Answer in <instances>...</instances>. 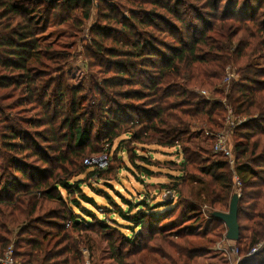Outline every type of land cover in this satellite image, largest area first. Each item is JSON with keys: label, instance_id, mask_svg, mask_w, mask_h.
<instances>
[{"label": "trees", "instance_id": "obj_1", "mask_svg": "<svg viewBox=\"0 0 264 264\" xmlns=\"http://www.w3.org/2000/svg\"><path fill=\"white\" fill-rule=\"evenodd\" d=\"M223 1L97 0L95 6L93 0H0V148L5 162L0 167V259L13 247L18 264H83L72 234L100 231L118 236L119 242H113L101 235L117 264H147L137 257L151 251L150 242L160 246L155 252L168 264H198L208 249H199L195 234L183 226L197 205L170 220L178 204L174 199L155 204L146 193L141 201L121 197L124 210L106 191L92 190L107 202L100 206L83 186L93 189L89 180L107 182L108 176L100 169L87 172L83 162L98 152L99 143L112 147L126 135L120 150L129 153L128 143L177 148L194 123L220 129L218 121L226 115L222 103L201 98L195 89L223 96L221 82L233 66L240 81L228 101L237 116L247 119L235 131L232 147L242 184L238 264H264V246L250 255L264 243V69L255 64L264 57V0ZM94 6L103 24L94 29L93 57L103 56L97 66L104 74L115 73L90 89L71 88L63 81L69 56L55 54L54 45L42 44L41 37L56 26L54 20L80 32ZM18 91L31 106L23 109L32 112L31 118L6 115L9 109L2 104ZM18 123L42 129L24 130ZM179 152L184 171L193 166L207 178L195 181L205 188L196 197L207 195L214 212L229 211L235 188L228 162L203 160L186 147ZM139 160L145 165L129 158L141 175L151 176L149 158ZM180 180L164 185V194L182 196L190 181ZM93 210L107 217L114 213L126 225H111V218L99 219ZM214 212L215 227L226 228ZM215 236L222 239L223 234Z\"/></svg>", "mask_w": 264, "mask_h": 264}, {"label": "rangeland", "instance_id": "obj_2", "mask_svg": "<svg viewBox=\"0 0 264 264\" xmlns=\"http://www.w3.org/2000/svg\"><path fill=\"white\" fill-rule=\"evenodd\" d=\"M42 1L49 2L57 0ZM93 1L94 5L97 6V0ZM225 2L226 0L223 1L224 4ZM194 5H197V3H194ZM95 6L92 10L91 18L85 22V25L80 30V32L68 31L66 27L58 24L59 21L54 20L53 22L56 24V26L49 28V30L41 37L42 44L54 45V49H57L54 52L55 54L57 53L65 57L69 56L67 63H65V65L63 64V81L65 85L71 88H77L82 85L86 89H90L93 84H101L105 77L111 76L113 75V73H115V70L111 69V71L109 72L110 74H104V70H100L101 68L97 66V63L102 60L103 56H98L97 58L93 57L95 55L92 53V47L94 44L93 38L96 37L94 35V29L97 25L103 24L99 19L100 15L98 13V9H96ZM124 16L128 18L129 13L126 12ZM97 41L99 42V40ZM109 44L112 43L108 42V45ZM255 64L258 68L264 69V57L258 58ZM239 81L240 76L237 74L236 69L233 66H228L225 72V77L223 78L220 86V89L223 92V96H217L214 93H210L204 89H195V93H198L201 98H204L208 101H218L222 103L226 111V115L224 118H221L218 121V124L221 126L220 129H215V131H213L210 125H208L207 123H194L191 127V134L183 138V141L185 142L182 143V145L180 144L177 148L175 147L173 149L162 148L154 144L131 145L128 143L127 149L129 150V153L126 152L127 150H125L124 152L120 150V142L122 140L128 139L129 136L127 135L122 136L121 138L114 141L112 147H110L105 142L99 143L97 152L99 154L96 153L88 158L108 155L110 159L109 166L106 169L100 170L106 171L105 175L108 176L109 181H97L96 179L89 180L88 184H91V187L93 189H91L87 185H84L83 190L85 191V193L89 197L94 198L98 205L107 206V202L103 198L98 197L95 192L92 191L102 189L103 191L109 193V195L114 199L116 208L118 206H121L124 210H126L127 208L124 205L121 197H123V199L131 201H141L142 199H144L142 198V194L146 193L149 198L155 202V204L160 202L163 203V201L166 200V195L164 194L166 190L163 186L167 185L169 187H172L175 181H181L180 178L184 176V178H188L190 182H188L187 186L182 188V196L171 195V197L167 199L168 203L173 199L178 202V204L175 205L176 207L174 208L173 212H171L167 217H169L170 220H178V217L182 215V213H184L191 204L197 205V210L196 212H194L195 214L188 217V219L192 220H189L188 223L184 224L183 226L188 227L189 232L191 231L195 234L196 239L194 240V244L199 249H208V254L201 257L198 264H238L241 257L238 247L239 245L237 244V242L226 240V228H224L223 226L215 227V223L212 222L213 220L211 217V213L214 212V210L211 208V204L209 201L210 199L207 200L208 196L203 195L200 198L196 197L201 189L205 188L203 185L197 184V182L195 181H205L207 178H205L202 173L199 174L197 171H195L193 166H191L187 171H184V166L182 165L183 155L179 151L182 152V150L186 147L193 153H197L200 155L202 154L201 157L203 160L209 159L211 162H228L229 169L232 172L235 193L237 192L241 196L242 184L240 177L235 171V158L233 164L231 163V160L229 158H226L222 154H216L214 152L216 138L219 135L228 134L229 142L231 144V147H233L237 136L235 134V131L247 120L245 117L237 116L235 114V111L233 110V107L228 101V97L230 95L233 84L238 83ZM126 89L124 88V90ZM19 94L20 93L18 91L12 100H9L2 104L4 107H7V109H9L6 112V115L8 118L9 113H11L10 115H12V117L16 116L22 119L29 117L31 118L32 112H23V109L31 106L27 105V103L24 102L25 100L22 99L23 96H20ZM92 98L93 97H91L89 99V102L85 104V107H88V105H90V100ZM93 102H96V99L91 101L92 104ZM95 107H98V104H96ZM95 123L97 125L100 124L98 118L95 120ZM16 125L19 128L21 127L24 130L30 131H40L42 129L34 128L33 130H31L27 126H21V124L19 123ZM38 143L42 146L45 145L40 140L38 141ZM2 144L3 143L1 142L0 135L1 147ZM0 149V167H3L5 165V162L2 160L4 155L2 154V148ZM130 157L133 158L136 165L139 166L145 165L143 161L139 160V158L148 157L151 163L148 168L150 169V171H152L153 174L149 177L141 175L140 171L134 168V166L129 162ZM111 158L113 159L112 163ZM34 161V159L31 160L32 165ZM85 161L83 162V165L85 166V168H87V172H92L97 169L93 166L86 165ZM36 165L38 166L39 163H36ZM127 169H130V171ZM0 175H2L1 170ZM80 179H85V176H81ZM238 180H240V183L238 182ZM105 183L111 185L113 188H107L105 186ZM93 211L99 219H104L105 217H107L103 216V212L100 213L96 210ZM226 213H228V211ZM107 215V219H112L110 220L111 225H113V221H116L120 225H126V223L123 222L122 219L116 214L108 212ZM43 228L46 229V231H51L52 233L58 231L55 229L51 230L52 228L49 227ZM120 229L123 234L130 236L131 232L129 230L123 228ZM220 233L223 234L222 239L215 236V234ZM15 235L16 230H14L12 241H15ZM101 235H103L104 238L106 236L105 233L100 231H82L80 234H72V241L77 242V246L83 257V264H117L114 260L111 259V251L109 245ZM205 235H207V237L205 239H201V236ZM108 238L112 239L113 242H119L118 236ZM260 245L263 247L264 243H261ZM148 247V250L151 251H143L142 253H140L137 257L139 260L147 262V264H168L166 259L155 252L157 251V249H160V246H158L154 242H150L148 243Z\"/></svg>", "mask_w": 264, "mask_h": 264}, {"label": "built area", "instance_id": "obj_3", "mask_svg": "<svg viewBox=\"0 0 264 264\" xmlns=\"http://www.w3.org/2000/svg\"><path fill=\"white\" fill-rule=\"evenodd\" d=\"M214 152L216 154H222L224 157L229 158L231 160V163L234 164V155L232 152L231 144L229 142L228 134L217 136L215 146H214ZM109 163H110V159L108 155L88 158L85 161L86 165L93 166L97 169H106L109 166ZM238 182L240 183V180H238ZM259 246L255 247L251 251L250 255H254L258 253L260 251V248L262 247V246L261 247ZM0 264H18L13 258V248L12 247H10L8 251L5 253L4 257L0 259Z\"/></svg>", "mask_w": 264, "mask_h": 264}, {"label": "water", "instance_id": "obj_4", "mask_svg": "<svg viewBox=\"0 0 264 264\" xmlns=\"http://www.w3.org/2000/svg\"><path fill=\"white\" fill-rule=\"evenodd\" d=\"M171 194H167L165 199H169ZM239 200L240 195L236 192L230 203V208L228 213L214 212L213 217L216 220L221 221L225 224L227 228L226 240L237 242L240 239V226L238 222V214H239Z\"/></svg>", "mask_w": 264, "mask_h": 264}]
</instances>
